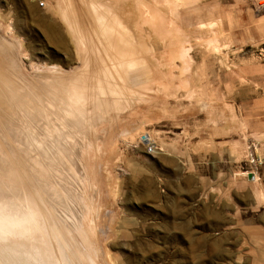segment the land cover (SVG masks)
Here are the masks:
<instances>
[{"label":"rangeland","instance_id":"rangeland-1","mask_svg":"<svg viewBox=\"0 0 264 264\" xmlns=\"http://www.w3.org/2000/svg\"><path fill=\"white\" fill-rule=\"evenodd\" d=\"M42 1L0 0V264H264V0Z\"/></svg>","mask_w":264,"mask_h":264},{"label":"bare ground","instance_id":"bare-ground-1","mask_svg":"<svg viewBox=\"0 0 264 264\" xmlns=\"http://www.w3.org/2000/svg\"><path fill=\"white\" fill-rule=\"evenodd\" d=\"M90 8L93 11V16L95 17L96 22L99 23V24H103L104 21H105V18H106L105 15L110 14V10L106 6H102V5L99 6L97 4H92L90 6ZM113 17H114L113 18L114 23L112 25H110V26H106V28L104 29V34L103 35H104V38L107 41V48H105V49H109V50L111 49V46L109 45V41L111 42L110 39L113 38V36L110 35V33H112V32L115 33L117 38L121 40V42H122V44L124 46L120 45L121 47L117 46V47L112 48L111 49L112 51H107L106 50V53L104 52L106 54L105 55L106 58L104 60H102V61H103V64L105 66V68H104L106 70L105 72H108V70L111 69V71L115 72L116 75L118 73H125L126 71H131V73H132V71H136L137 65H143L144 62L141 61V60L136 59L135 52L133 50H129L130 45L128 46L127 45L128 43H126V41H125V38H126V34L125 33L128 32L127 31L128 29L126 28V26L124 24H122L121 18L118 15H113ZM127 36H129L128 33H127ZM125 54H129L128 57H125L126 56ZM107 58H108V60H109V58H111L112 61H110V62L107 61L106 62ZM113 58H114V60H113ZM99 59H101V58H99ZM125 59H128V61H126ZM107 64H111L108 69H107ZM186 69L184 71H186ZM118 77H119V79H121L119 75H118ZM99 81H101V80H99ZM74 102H75V105H77V109H75L76 112L77 111L80 112V110L82 108L81 106L86 107V105H88V102L85 103L84 99L77 98V100H75ZM76 116H77L76 113H71V114L67 113L66 114V117L69 120L75 119ZM69 137H71V136H69ZM245 174H246L245 176L248 175L247 173H245ZM252 174L254 175V178L252 179L253 181L256 178H257V180L259 179L258 173L254 172ZM242 175H244V174H242ZM41 260H42L41 264H56L55 262H50L49 260H48L49 261L48 262L44 257ZM60 264H61V262H60Z\"/></svg>","mask_w":264,"mask_h":264},{"label":"built area","instance_id":"built-area-1","mask_svg":"<svg viewBox=\"0 0 264 264\" xmlns=\"http://www.w3.org/2000/svg\"><path fill=\"white\" fill-rule=\"evenodd\" d=\"M35 2H39V6L40 7H45V1H42V0H35ZM252 162L249 163L250 165V174L252 173H258L259 169L261 167L264 166V158H254V156H252ZM249 173H247L249 175ZM247 175V176H248ZM253 178H254V175H253Z\"/></svg>","mask_w":264,"mask_h":264},{"label":"water","instance_id":"water-1","mask_svg":"<svg viewBox=\"0 0 264 264\" xmlns=\"http://www.w3.org/2000/svg\"><path fill=\"white\" fill-rule=\"evenodd\" d=\"M249 178L252 180L253 179V174H250L249 175Z\"/></svg>","mask_w":264,"mask_h":264}]
</instances>
